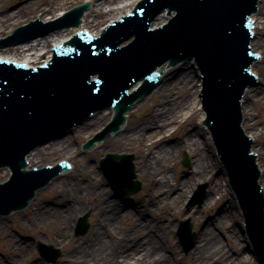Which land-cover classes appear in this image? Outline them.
I'll list each match as a JSON object with an SVG mask.
<instances>
[{
	"label": "water",
	"instance_id": "obj_1",
	"mask_svg": "<svg viewBox=\"0 0 264 264\" xmlns=\"http://www.w3.org/2000/svg\"><path fill=\"white\" fill-rule=\"evenodd\" d=\"M167 7L176 11L177 15L168 25L151 30L150 26L156 28L168 22L166 12L161 11ZM256 7L257 0H143L134 13L114 23L101 38L94 40L83 32L72 40L71 49L57 48L51 65L29 69L0 61V166H10L14 172L8 183L0 185V215L24 208L38 189L50 186L57 179V171L42 175V171L23 170L27 165L25 156L30 150L32 152L50 144V141L69 137L71 133L53 138L71 126V132H75L77 124L96 118L98 112L91 117L88 115L107 106L115 108L119 126L124 119L123 113L134 100L150 90L145 96L148 97L154 89L162 86V77L168 72L162 73L155 85L158 76L155 71L163 63H169L166 62L168 59L177 63L195 58L204 79V107L208 112L206 124L212 130L220 157L242 205L254 251L259 263L264 264V191L258 184L259 173L255 155L250 151V140L241 128V109L243 114L247 90L240 109L246 87L264 86L260 76L257 77L259 82L253 85L254 77L249 71L257 58L250 48L249 20ZM89 9H92V2ZM81 13L71 12L61 21L66 22L74 14L78 18ZM39 18L44 21L43 17ZM83 20L77 29L82 27ZM40 28H43L40 21L20 28L12 37L14 40L0 39V47L32 37L35 32L30 30ZM72 29L69 27L57 32ZM26 31L31 33L20 37L19 34ZM52 33L51 30L46 35ZM132 35L135 40L121 47V44L134 39ZM257 37L255 33L252 40L254 49ZM39 39L42 37L35 41ZM94 75L98 78L91 81ZM138 81H143V85L134 94L128 95L132 86L131 92L138 86L135 84ZM139 101L130 109H134ZM106 109L113 108H105L101 112H106ZM79 120L81 122L74 124ZM127 121L128 117L122 131ZM242 126L246 129L243 123ZM102 142L87 152H92ZM256 145L257 140L254 142ZM257 155L260 159V154ZM27 161L31 167L30 161ZM102 169L114 191L129 194L140 190V184L133 181L132 156L110 154L103 160ZM87 229L88 221L84 217L77 231L85 233ZM188 233L191 234L190 223L182 222L178 233L182 243H187ZM39 250L50 261H55L61 254L42 243H39Z\"/></svg>",
	"mask_w": 264,
	"mask_h": 264
},
{
	"label": "bare ground",
	"instance_id": "obj_2",
	"mask_svg": "<svg viewBox=\"0 0 264 264\" xmlns=\"http://www.w3.org/2000/svg\"><path fill=\"white\" fill-rule=\"evenodd\" d=\"M2 1L10 0H0V35L6 26L13 23L15 27L18 25L16 20L28 13L43 17L45 22L58 17L72 0H36L11 11ZM87 1L92 2V9L86 12L79 29L73 27L66 32L45 35L25 46H9L0 50V57L36 66L50 53L53 44L69 41L82 29L90 30L93 27L90 17L97 19L101 16L106 23L111 22L131 12L140 0H120L117 4L115 1L118 0ZM260 8L259 14L253 16L255 33L258 34L253 46L264 56V0L260 1ZM158 70L168 72L162 77V86L154 89L150 96L143 97L134 108L140 109L149 103L147 112L135 122L128 115L125 130L109 136L99 146L104 154L114 146L121 147L122 153L133 151L137 157L135 172L145 183L144 195L138 199L142 208L128 201L116 203L109 199L108 190L100 184L99 173L84 160L85 156L77 146L79 137H92L105 126L113 116V109L98 112L96 118L77 124L69 137L50 141L27 156L31 167L44 166L46 163L43 162L53 156L67 159L74 169L66 175L78 180L63 181L59 185L54 183L61 178L57 177L50 183L52 197L40 202L35 209L33 207V211L27 209L30 215L26 218L34 220L41 227V233L48 231L53 242L63 249L59 264H249L252 259L255 261L250 251H247L248 255L244 252L249 242L243 230L244 238L237 228L235 199L232 202L227 200L228 203L223 205L229 198L230 189L226 176L223 178L222 170L217 168L219 158L211 136L205 129L198 131L199 125L193 121L198 113L201 118L205 115L200 111L201 78L196 64L189 61L183 68L182 64L163 63ZM253 70L264 82V57ZM243 103L244 127L254 139L262 138L253 149L260 154L259 162L260 165L263 163L261 169L264 173V116L258 114V109H264V86L248 87ZM172 140L175 142L171 143ZM181 151L189 153L192 166L182 174L170 176ZM5 173L9 177L8 167L0 168L1 182L6 180L3 178ZM201 182L207 183V187L202 186L204 196L199 202L204 205V210H189L188 215L196 228L194 232L193 224H190L191 234L186 235L187 243L182 247L189 255L184 259L172 233L176 221L186 212L185 200L192 194L193 187ZM261 185L264 186V174ZM86 211H91L92 215L90 229L84 237L75 239L71 234L74 222ZM203 211L211 212L209 220L205 219ZM238 211L241 213L240 209ZM0 245L12 252L11 257L0 258V264L30 263L31 248L27 241L3 231Z\"/></svg>",
	"mask_w": 264,
	"mask_h": 264
},
{
	"label": "rangeland",
	"instance_id": "obj_3",
	"mask_svg": "<svg viewBox=\"0 0 264 264\" xmlns=\"http://www.w3.org/2000/svg\"><path fill=\"white\" fill-rule=\"evenodd\" d=\"M31 1H36V0H10L9 2L5 1L6 3L4 1H2V3L6 7L8 6L9 11H11V10L17 9L20 6L27 5V3L31 2ZM84 2H87V0H72L65 7H67V9L69 7L72 8L73 6L81 4V3H84ZM115 3L116 4L120 3V0L115 1ZM49 16H51V14H49ZM35 18L36 17L34 16V14H31V13L26 14L24 17L18 18L16 20L17 21L16 23H18V25L13 27L14 24L12 23V24H10V26H6V29L1 32L2 37H5L7 34H9L10 31L13 28H16V27L21 26V25H23L25 23H28L29 21H31V20H33ZM90 21L93 23V26H94L93 28H95L94 30H97V31L102 29L105 26V24H106L105 19L103 17H101V16H99L97 19L94 18V17H90ZM256 51H258L259 54H260V51L258 49ZM48 56H49V54H47L43 59H41L42 60L41 62L46 61ZM255 64H257V63H255ZM186 65L187 64H184L183 68H185ZM185 70L186 69H183V71H185ZM179 72H182V71H179ZM139 103H141V101ZM149 107L150 106H149V103H148V104H146L144 107H142L140 109L139 108L138 109L137 108L133 109L132 110L133 112L128 114V115L130 116V119L134 120V122H135V121L139 120V118L147 112ZM258 110H259L258 111L259 112L258 113L259 116L263 117L264 116V109H258ZM199 114H201V113H198L197 114V118L194 119L193 121H194L195 124L199 125V130L198 131H202V129L204 130V128H203L202 124H200V121H199L200 115ZM248 133L250 134V132H248ZM77 140H78L77 141V146L79 147V152L84 154V156H85L84 160L85 161L90 162L93 165V171L99 173L100 184L108 190L109 199L116 201V203H123V202L128 201V202L133 203L134 205H138L140 208H142V206H140V204L138 202V199L142 198V196L144 195V192H145V183H144L143 178H141L140 176H137V180L140 181V183L142 184V186H141L142 189L138 193H134V194H131V195H128V196H115L113 190L108 185L107 180L105 179L102 171L100 170V161H101V159L103 157H105L108 153H122L123 149L121 147L114 146L115 148H111L110 152H107V153L104 154L103 152H101V150L98 147L95 150H93L92 152H84L82 150V148H81V145L87 139H85V137H79ZM261 140H262V138H259L257 141L259 142ZM174 142H175L174 140L171 141V143H174ZM127 154H133L134 157H135V161H136L137 157L135 156L133 151L132 152H128ZM185 158L188 159V163L184 162ZM62 160H67V159H64V158L61 159L59 156H53V157L47 158L43 163L47 164V162H48L50 164H53V163H56V162H60ZM68 162L70 163V161H68ZM261 165L263 166V163H261ZM191 166H192V163H191V157H190L189 153L187 151H181L179 156L176 159V162H174L173 169L169 172L170 176L174 177L176 174H182L185 170H188L189 167H191ZM262 166H261V168H263ZM217 168L220 169V165L219 164H218ZM5 177L6 178L8 177L6 173L3 174V178H5ZM223 178H224V175H223ZM63 181H65L66 183H70V182H75V181H78V180H76L75 178H72L71 176L65 175L64 177H61L60 180H57L54 183H57V184L60 185V183L63 182ZM200 185H206L205 187H207V183H205V182H201V183L197 184V186L193 187L194 190H193L192 194H189V196L187 197V199L185 200V202L183 204L184 207L186 208V212L183 215H181V217L178 218V220L176 221L177 226L174 228L173 233H172V239L176 243L177 249L180 252V256L183 257L184 259L187 258L189 254L184 252L181 244L179 243V240H178V237L176 235V232H177V229L179 227L180 221L186 220V219H191L190 216L188 215L189 214V210L191 208H194L197 211L204 210L203 209L204 205L199 206L198 203L192 204V202H191L192 198H193V195H194V192L198 189V187ZM51 186L52 185L47 186L43 190L38 192V197L36 198V200L33 201V203H31V206L28 208V209H30L29 211H33V207L35 209V207H37L40 202L47 201V200H49L50 197H52V195H51L52 191H50L51 190V188H50ZM227 191H228V189H227ZM228 197L229 198L226 199V201L223 203L224 206H225V204L228 203V201H230V202L233 201V195L230 193V191H228ZM238 212L239 211L237 209L236 224H237L238 231H239V233L242 236L241 225L243 223V219H242L241 213H238ZM87 213L89 214V223H90V226H91V219H92L91 211H86L83 215H85ZM29 215L30 214H29V212L26 209L24 212L13 214L10 218H0V240H1V237L3 236V231H5V232H8L9 234L13 235L16 238H20L21 240L23 239V240L27 241L29 246H30V248H31L30 255H31V258H32V259L30 258V260H29L30 263H28V264H31L33 262L45 263V264H59L62 261V257L64 255L63 249L57 243L53 242V240L50 238V234H49L48 231L45 232L44 234L41 233L40 232L42 230L41 227L39 225H37L34 222V220L26 218V216L29 217ZM203 215H204L206 220L207 219L209 220V217L211 218V212H209V211H203ZM168 216L171 217V215H169V214H168ZM78 219L74 222V228L71 231V234H72L73 238H75V239H79L81 237H84V235L83 236H76V234H75V227H76V223H77ZM30 220H32V222ZM191 222L193 224V221H191ZM195 228H196V225L193 224V231L194 232H195ZM242 237L244 238V235ZM38 242H43V243H46L48 245H53L55 248H57V249H59L61 251L62 256L56 262H49L48 260L42 258L40 256L38 250H37ZM246 246H248V245L246 244ZM244 252H245V249H244ZM245 254L248 255L247 253H245ZM11 255H12V252H10L8 250V247H6L5 245H2V246L0 245V258H9V257H11ZM184 264H186V263H184ZM187 264H189V263H187ZM249 264H256V262L252 259Z\"/></svg>",
	"mask_w": 264,
	"mask_h": 264
}]
</instances>
